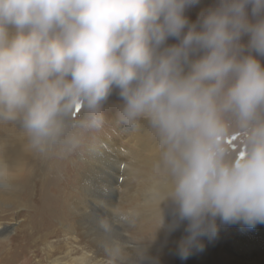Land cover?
<instances>
[{
    "label": "clouds",
    "instance_id": "clouds-1",
    "mask_svg": "<svg viewBox=\"0 0 264 264\" xmlns=\"http://www.w3.org/2000/svg\"><path fill=\"white\" fill-rule=\"evenodd\" d=\"M200 2L0 0V121H19L41 152L75 145L115 93L119 121L159 138L174 210L158 227L183 226L181 260L218 221L264 224V0H214L190 19Z\"/></svg>",
    "mask_w": 264,
    "mask_h": 264
},
{
    "label": "bare ground",
    "instance_id": "bare-ground-1",
    "mask_svg": "<svg viewBox=\"0 0 264 264\" xmlns=\"http://www.w3.org/2000/svg\"><path fill=\"white\" fill-rule=\"evenodd\" d=\"M121 127L130 150L99 135L50 159L31 145L19 121H0V206L5 198L6 205L17 204L16 191L27 189L39 217L31 231L14 233L3 264H264V224L219 221L217 236L181 260L176 243L183 226L171 233L158 227L161 218L171 221L174 210L159 138L146 126ZM82 148L77 163L72 157ZM141 251L149 259H141Z\"/></svg>",
    "mask_w": 264,
    "mask_h": 264
},
{
    "label": "rangeland",
    "instance_id": "rangeland-1",
    "mask_svg": "<svg viewBox=\"0 0 264 264\" xmlns=\"http://www.w3.org/2000/svg\"><path fill=\"white\" fill-rule=\"evenodd\" d=\"M207 7V4L202 3L190 8L187 12V15L190 19L195 20L198 13L202 8ZM172 42V41H170ZM262 59V63H264V58ZM121 101L119 97L114 93L109 100L103 105L102 112L104 116V121L101 127L99 128H83L79 130V142L73 145L72 143H60L57 145L50 146L45 149L46 156L50 159L56 155L57 152H66L70 153L72 147L74 148L79 143L84 144L88 142L96 141L99 135H105L111 138L112 143L119 147L120 149L130 150L131 142L129 137L126 135L124 131L121 130L122 124L118 123V113L120 111ZM78 119L83 120L86 118V113L77 106L75 114ZM116 117V118H115ZM118 125L120 127H118ZM149 128L155 135V131L149 126L147 121H141L140 127ZM241 144L240 136L236 131H233L232 135L229 136L226 140V146L229 147L233 152L239 149ZM68 147H67V146ZM72 145V146H71ZM83 149V148H82ZM81 149V150H82ZM68 150V151H67ZM79 150V153L73 155L72 160L80 163L81 156L84 154L83 151ZM54 153V154H53ZM79 158H78V156ZM45 157L42 159V162L45 163L48 159ZM35 183V181H34ZM33 185V184H32ZM36 185V184H34ZM27 189H18L15 193V197L17 198V204L6 205L8 200L5 198V204L0 206V227H6L5 229H0V264H3V259L8 255L11 251V244H13L12 236L18 230L22 231H31L32 225L39 220V217L36 212V207L34 204L35 195H30L26 197ZM25 191V192H24ZM34 193V192H33ZM32 197V198H31ZM35 220V221H34ZM22 227V228H21ZM3 230V231H1ZM29 230V231H28ZM32 251H29L28 256L32 255ZM23 258L21 259V261Z\"/></svg>",
    "mask_w": 264,
    "mask_h": 264
}]
</instances>
